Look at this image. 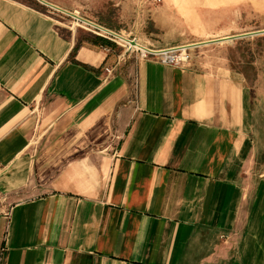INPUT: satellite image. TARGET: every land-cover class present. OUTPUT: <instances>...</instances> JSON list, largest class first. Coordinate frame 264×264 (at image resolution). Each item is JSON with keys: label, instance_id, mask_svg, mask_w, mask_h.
Instances as JSON below:
<instances>
[{"label": "crops", "instance_id": "0c3cea01", "mask_svg": "<svg viewBox=\"0 0 264 264\" xmlns=\"http://www.w3.org/2000/svg\"><path fill=\"white\" fill-rule=\"evenodd\" d=\"M66 1L0 0V264H264L246 77L120 58Z\"/></svg>", "mask_w": 264, "mask_h": 264}, {"label": "rangeland", "instance_id": "374dc122", "mask_svg": "<svg viewBox=\"0 0 264 264\" xmlns=\"http://www.w3.org/2000/svg\"><path fill=\"white\" fill-rule=\"evenodd\" d=\"M66 3L73 8L62 10L56 5L51 8L56 21L77 29L84 39L105 38L116 46L120 58L130 56L135 61L142 58L141 49L126 51L123 45L126 41L118 42L96 33L94 27L73 16L78 14L77 10L80 17L152 49L245 33L192 45L191 58L183 65L194 62L214 71L230 70L244 75L254 90L255 119L264 139V31L251 33L264 29V0H67ZM153 56L162 61L159 55Z\"/></svg>", "mask_w": 264, "mask_h": 264}, {"label": "built area", "instance_id": "2783aa9c", "mask_svg": "<svg viewBox=\"0 0 264 264\" xmlns=\"http://www.w3.org/2000/svg\"><path fill=\"white\" fill-rule=\"evenodd\" d=\"M158 1H161V0H158ZM76 13L79 14V11L77 10ZM78 14H74L73 16H75L78 20H82L88 23L89 25H91L92 27H94L96 29V30L94 29L96 33L106 36L118 42L119 40L126 41L125 39L121 37L119 33H117V31H114L111 28L101 25L99 23H96L92 20L86 19L84 17H80ZM123 45L125 46L126 51H129V52H134L137 49H141L142 58L155 54V55H159L160 59L163 62L176 64V65L187 64L191 58L189 49L191 48L192 45L187 46L186 44H179V45H173V46L161 48L160 50L152 49V48H147L146 50H143L142 48H137L135 45L131 44L128 41H126ZM112 70L113 68L109 66L106 67V71L108 73H111Z\"/></svg>", "mask_w": 264, "mask_h": 264}, {"label": "bare ground", "instance_id": "6f19581e", "mask_svg": "<svg viewBox=\"0 0 264 264\" xmlns=\"http://www.w3.org/2000/svg\"><path fill=\"white\" fill-rule=\"evenodd\" d=\"M60 9H61V8H60ZM62 10H63V9H62ZM121 37H122L123 39H125L126 41L130 42L131 44L135 45L136 47L142 48L143 50H146V49H147L146 46H144V45H142V44L136 42L135 40L128 39L127 37H125V36H123V35H121ZM224 38H226V37H224ZM227 39H228V38H227ZM206 41L208 42V40H206ZM206 41H201V42H196V43L187 44V46H188V45H199V44L205 43ZM159 50H160V49H159Z\"/></svg>", "mask_w": 264, "mask_h": 264}, {"label": "water", "instance_id": "95a60500", "mask_svg": "<svg viewBox=\"0 0 264 264\" xmlns=\"http://www.w3.org/2000/svg\"><path fill=\"white\" fill-rule=\"evenodd\" d=\"M42 1H45V0H42ZM263 31H264V29L257 30V31L251 32V33H258V32H263ZM240 35H245V33L226 36V38H233V37H237V36H240ZM226 38H224V37L214 38V39L208 40V42L206 41L205 43H209V42H213V41H219V40L226 39Z\"/></svg>", "mask_w": 264, "mask_h": 264}, {"label": "trees", "instance_id": "16d2710c", "mask_svg": "<svg viewBox=\"0 0 264 264\" xmlns=\"http://www.w3.org/2000/svg\"><path fill=\"white\" fill-rule=\"evenodd\" d=\"M104 40V42H108L105 38L103 39ZM109 43V42H108Z\"/></svg>", "mask_w": 264, "mask_h": 264}]
</instances>
